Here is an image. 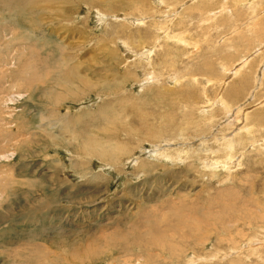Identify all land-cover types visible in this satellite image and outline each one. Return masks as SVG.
Returning a JSON list of instances; mask_svg holds the SVG:
<instances>
[{
	"label": "rangeland",
	"instance_id": "1",
	"mask_svg": "<svg viewBox=\"0 0 264 264\" xmlns=\"http://www.w3.org/2000/svg\"><path fill=\"white\" fill-rule=\"evenodd\" d=\"M2 154L0 264H264V0H0Z\"/></svg>",
	"mask_w": 264,
	"mask_h": 264
},
{
	"label": "bare ground",
	"instance_id": "2",
	"mask_svg": "<svg viewBox=\"0 0 264 264\" xmlns=\"http://www.w3.org/2000/svg\"><path fill=\"white\" fill-rule=\"evenodd\" d=\"M181 8V7H180ZM190 8V7H189ZM186 9V8H185ZM185 9H184V11H185ZM182 10V9H181ZM192 11H196V8L194 9V10H192ZM175 12V11H174ZM173 12V13H174ZM191 12V11H190ZM192 13V12H191ZM188 14H189V12H188ZM175 15V14H174ZM176 16V15H175ZM182 16V15H181ZM204 16V15H203ZM166 33V32H165ZM168 33V32H167ZM166 33V34H167ZM11 34V33H10ZM168 36V35H167ZM10 42V41H9ZM29 62V61H28ZM10 66V65H9ZM8 66V67H9ZM152 66V65H151ZM246 66V65H245ZM24 67V66H23ZM29 67H30V65H29ZM153 69V68H152ZM155 69V68H154ZM240 70V69H239ZM45 72V71H44ZM156 73V72H155ZM154 74V73H153ZM242 74V73H241ZM233 75V74H232ZM154 78V77H153ZM156 78V77H155ZM157 78H159V76H157ZM80 81V80H79ZM243 81V80H242ZM15 82V81H14ZM155 82V81H154ZM12 83V82H11ZM83 83H84V81H83ZM86 83V82H85ZM87 84V83H86ZM234 85V84H233ZM92 87V86H91ZM235 88V87H234ZM12 92V91H11ZM8 95V94H7ZM16 96V95H15ZM18 97L17 98H20L21 97V95H17ZM13 97V96H12ZM15 98V97H14ZM22 98V97H21ZM82 99V98H81ZM9 101H12V99H10ZM223 104V103H222ZM13 105V104H12ZM228 107V106H227ZM226 109V108H225ZM229 109V108H228ZM227 110V109H226ZM262 111V110H261ZM225 112V111H224ZM228 113L230 114V112H229V110H228ZM232 114V113H231ZM225 117H226V115H225ZM236 118V117H235ZM234 120V119H233ZM258 121V120H257ZM236 123V122H235ZM230 125V124H229ZM236 125V124H235ZM238 126V124L236 125V127ZM227 127V126H226ZM246 128V127H245ZM110 133V132H109ZM238 133V132H237ZM251 137V136H250ZM2 139V138H1ZM20 139V138H19ZM7 141V140H6ZM228 141V140H227ZM230 141V140H229ZM231 142V141H230ZM232 143V142H231ZM230 143V144H231ZM108 144V143H107ZM229 144V143H228ZM230 144H229V146H230ZM111 145V144H110ZM232 146V145H231ZM111 147V146H110ZM123 148V147H122ZM224 148V147H223ZM222 148V149H223ZM228 148H230V147H228ZM198 149V148H197ZM91 150V149H90ZM201 150V149H200ZM191 151V150H190ZM197 152V151H196ZM199 152V151H198ZM204 152H205V150H204ZM229 152V151H228ZM231 154V153H230ZM11 156V154L10 155H4V154H2V155H0V161L2 160V161H4V160H8V158ZM230 157V156H229ZM232 157V156H231ZM212 158V157H211ZM229 159V158H228ZM8 161H10V160H8ZM109 161H110V159H109ZM239 162V161H238ZM227 164V163H226ZM209 169V168H208ZM211 169V168H210ZM213 169V168H212ZM80 175V174H79ZM149 176V175H148ZM95 201V200H94ZM237 203V202H236ZM231 210V209H230ZM238 210V209H237ZM242 210V209H241ZM110 212V211H109ZM232 214V213H231ZM234 215V214H233ZM247 215V214H246ZM161 217V216H160ZM230 217V216H229ZM246 217V216H245ZM171 218V217H170ZM224 218V217H223ZM256 218V217H255ZM260 218V217H259ZM231 219V218H230ZM236 219V218H235ZM166 220V219H165ZM224 220V219H223ZM233 220V219H232ZM171 221V220H170ZM235 222V221H234ZM161 223V222H160ZM160 223H158V224H160ZM113 224V223H112ZM184 228V227H183ZM143 229V228H142ZM183 230V229H182ZM151 231V230H150ZM195 231V230H194ZM144 233H145V231H144ZM147 234V233H146ZM149 234V233H148ZM165 234V233H164ZM146 236V235H145ZM171 236V235H170ZM162 237H160V239H161ZM163 239V238H162ZM250 239V238H249ZM112 240V239H111ZM164 241V240H163ZM113 244V243H112ZM109 247V246H108ZM124 247V246H123ZM125 248V247H124ZM127 248V247H126ZM180 251V250H179ZM35 255V254H34ZM130 259V258H129ZM150 260V259H149Z\"/></svg>",
	"mask_w": 264,
	"mask_h": 264
}]
</instances>
